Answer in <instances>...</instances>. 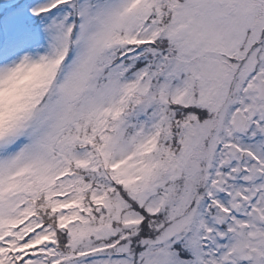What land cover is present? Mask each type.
Returning a JSON list of instances; mask_svg holds the SVG:
<instances>
[{
    "label": "snow or ice",
    "instance_id": "6c2138e0",
    "mask_svg": "<svg viewBox=\"0 0 264 264\" xmlns=\"http://www.w3.org/2000/svg\"><path fill=\"white\" fill-rule=\"evenodd\" d=\"M0 264H264V0H0Z\"/></svg>",
    "mask_w": 264,
    "mask_h": 264
}]
</instances>
